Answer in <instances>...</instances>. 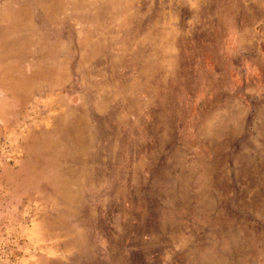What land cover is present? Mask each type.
<instances>
[{"label": "rangeland", "instance_id": "1", "mask_svg": "<svg viewBox=\"0 0 264 264\" xmlns=\"http://www.w3.org/2000/svg\"><path fill=\"white\" fill-rule=\"evenodd\" d=\"M217 3L0 0V264L107 263L131 171L264 264V0Z\"/></svg>", "mask_w": 264, "mask_h": 264}, {"label": "trees", "instance_id": "2", "mask_svg": "<svg viewBox=\"0 0 264 264\" xmlns=\"http://www.w3.org/2000/svg\"><path fill=\"white\" fill-rule=\"evenodd\" d=\"M217 8V0H205L202 9L208 18ZM132 174L127 175L119 199L98 211L101 225L95 231L103 230L104 234L98 236L97 245L107 260L99 264H154L156 257L162 259V264H241L233 248L237 245L220 243L222 238L210 230L208 221L195 222L186 209L172 213L156 199L134 197ZM222 226L228 231L224 234L229 233L231 226Z\"/></svg>", "mask_w": 264, "mask_h": 264}]
</instances>
